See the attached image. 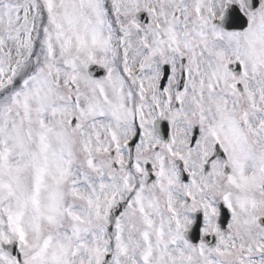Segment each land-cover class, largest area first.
I'll list each match as a JSON object with an SVG mask.
<instances>
[{"label": "snow or ice", "instance_id": "snow-or-ice-1", "mask_svg": "<svg viewBox=\"0 0 264 264\" xmlns=\"http://www.w3.org/2000/svg\"><path fill=\"white\" fill-rule=\"evenodd\" d=\"M0 264H264V0H0Z\"/></svg>", "mask_w": 264, "mask_h": 264}]
</instances>
